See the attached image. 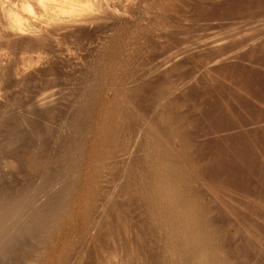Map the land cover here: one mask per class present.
I'll use <instances>...</instances> for the list:
<instances>
[{"label": "rangeland", "instance_id": "374dc122", "mask_svg": "<svg viewBox=\"0 0 264 264\" xmlns=\"http://www.w3.org/2000/svg\"><path fill=\"white\" fill-rule=\"evenodd\" d=\"M36 1L0 0V64H2L0 65V200L11 199V197L15 196V198L22 200L19 208L20 206L25 209L30 207L31 211L26 219L22 221L23 232L15 237L13 244L11 243L13 251L8 256L9 258L4 256V259L0 256V264H72L71 262L77 261L76 256L78 253L81 254L82 261L84 260L83 264H94L93 260L95 258H92V255L94 254L93 257H95L97 236L100 238L102 234V239L98 238L101 240V246L112 240L119 242L117 244L121 243L124 247L127 246L126 248L130 251L129 254L135 258L133 253H137V249L141 247L142 244L140 243H143L141 240L145 241L146 237L147 239H154L155 235H152L153 232L151 233L150 230L155 231L157 227V221L152 217L151 209L144 204L143 199L140 197L142 190L137 177L138 171H140L139 166L141 164L148 165L147 163L153 160L152 145H154L155 136L152 134V127L156 126L162 130L163 137L166 140L170 138V141L169 139L167 141L169 144L171 142L172 145L170 146L172 148L176 146L175 151H182L180 154L183 158L181 160L183 163L181 164L178 160L180 164L177 162V165L182 166L185 173L193 179V186L200 192L202 204L208 206L207 214L214 227L216 240L220 243L221 258H227L230 264H264V0H113L114 3H112V0H108V3L104 0H101V2L97 0H91V2L90 0H42V3ZM86 2L90 3V5L85 6ZM92 2L95 4L99 2L100 7L98 8V4L95 6L94 3V7L91 6ZM110 3L115 4L114 6L111 5V13L109 12ZM105 5H107L109 10ZM35 6H38V8ZM114 8L117 9V12ZM106 9L108 10L107 12L105 11ZM96 10L98 12H95ZM108 12L110 14H107ZM76 13L78 16L82 14L85 16L88 13L90 17L86 16V18H88L90 23L85 26H76V28L78 27L77 29L68 26L72 22L71 19L76 17ZM2 16L3 18H1ZM5 17L6 19H4ZM69 17L71 18L68 19ZM77 18H81V16ZM92 18L94 21L97 18V21L93 22L97 25L92 24ZM8 19L18 22L21 33L19 37L12 38L13 40L5 35L8 28L5 25ZM66 19L67 21L65 22ZM112 20L114 22L111 27L110 23ZM62 21L65 22L63 24H66L67 28L69 27L68 29L66 25L62 24ZM55 24H57L58 28ZM43 25L46 29L48 27L45 32ZM244 26L247 27L245 28ZM31 27L34 32H30ZM49 28L53 29V31L49 32ZM65 29L69 31L67 32ZM36 30L38 31L37 33L35 32ZM39 30L48 36H44L45 34ZM93 30L99 33V36L95 35ZM97 30L100 31L98 32ZM25 32L29 35L34 34V38L30 35L31 40ZM224 36L226 37L224 38ZM35 37L37 40H35ZM177 38L179 41H177ZM191 40L195 42H191ZM93 41L98 43L95 44ZM188 41L189 43L186 44ZM38 43L39 45L36 47ZM119 44L121 46L118 48ZM217 44L219 47H217ZM28 45L32 46L29 47ZM58 47L67 49L61 51ZM69 47L74 50L72 51ZM78 47H80V50ZM24 49L31 53L30 55L33 56V59L31 56L24 54L26 53ZM171 52H173V55L174 52H177V54L175 53L177 56H168L167 54ZM32 53H35L36 56ZM47 53H50L51 56L50 54L45 55ZM76 53H79V55L75 57L74 54ZM39 54L42 56L40 59L37 58V55L40 57ZM27 56L29 57L28 60L25 58ZM17 57L20 59V63ZM163 58L167 66L164 65ZM173 58L179 61L174 62ZM214 58L217 62L212 60ZM131 60H134V63ZM21 64L24 65L22 66ZM45 64L48 69H46L47 66L46 68L44 67ZM55 64L58 66L56 67ZM163 65L164 67L162 68L161 66ZM36 66L39 68L38 70ZM158 67L160 71H156ZM19 68L24 69L21 70ZM126 68L129 69V72L126 71ZM13 69L14 73H16V69L19 70L15 74L16 78ZM26 69H29V71L32 69L34 74ZM150 69H152L151 71L154 74L149 71ZM174 69L177 70V73L179 72L180 76L174 72ZM27 73H29V76ZM164 73L171 80L166 78ZM173 73L178 76L176 75V77ZM138 74L142 75H140L142 78L139 77L138 79L141 81L144 79L143 82L136 79L139 76ZM147 74L150 76L148 79ZM135 75L136 77H134ZM17 76H19L21 81ZM175 77L176 79H173ZM181 80L183 83L179 82L177 84V81ZM145 82L147 83L144 84ZM141 83L143 86H141ZM48 84H50L52 89ZM132 84L136 87L131 86ZM128 86H131L133 90H129L131 87L129 88ZM165 87H169L166 93H164L165 91L163 92V89L166 90ZM132 91H134L133 95ZM144 91L145 93L147 92L146 95L142 93ZM129 92L130 95H127ZM43 93H46L44 99ZM153 93L155 94L153 95ZM49 94L51 98H49ZM126 96L128 97L126 98ZM144 96L148 99H144ZM157 98L158 100L156 101ZM45 99L49 103L44 104ZM147 100L151 104L154 102V106L151 105L153 108L147 107L150 106V103L146 104L144 102H147ZM40 101L43 102L36 105ZM156 102L158 103L156 104ZM143 106H145V110ZM162 107L166 108L165 111ZM146 108L150 109L154 114L156 113L157 119L154 114L150 116L149 113L151 112L146 113ZM156 109H159V116ZM160 109L164 111L163 114ZM144 114L149 116L146 115L145 117ZM136 115L141 116L140 119ZM24 117L25 119H23ZM148 118L149 120H146ZM141 120L148 122H141ZM154 123L159 124V126ZM124 126L127 127L124 128ZM142 126L147 131H144L141 128ZM136 127L138 128L139 136ZM165 134L168 137H165ZM129 136H133L134 139L132 137L130 139ZM128 139H130L129 143H127ZM133 140H136V143ZM145 143L146 145H144ZM147 143L149 144L147 145ZM135 147L138 152H135ZM130 148L132 151H130ZM140 150L141 152L139 153ZM123 156L128 160H124ZM115 158L116 160H114ZM134 159L135 162L137 160L139 162L135 163ZM110 160L111 162H109ZM127 162L130 163L133 170L131 175L128 174L130 177L123 173V166H125L123 164ZM102 165H118L115 168L116 170L112 172L114 176L112 178L123 179L120 180L118 187L116 185L117 181L114 180V185L116 186H113L112 191H114L115 195L117 193L119 195V192L123 194H121L122 196L119 195V197L116 195V198H118L117 200L115 198V206L113 208L112 204H108L107 209H103L104 215L101 214L99 218L102 225L100 224V230L98 229V234L96 233L97 236L91 234L92 236L87 235L86 237L88 238L84 236L81 239L78 234L88 223L87 218L93 215L92 212H94L97 204L98 182L96 176H98ZM116 171L117 173L119 171L121 175L117 174ZM203 174L207 177H205V180H203ZM123 175H125V178ZM126 182L128 183L126 184ZM214 186L215 188L217 187L216 191ZM108 187L107 189L109 190L110 187ZM200 187L201 190L198 189ZM21 193H35L38 196H36L37 199L39 198L37 202L39 208L42 209V215L38 214V212L36 213V207L30 204L29 201L24 199L23 202V198L20 197L23 196ZM125 196H128V199H125ZM31 206H33L32 209ZM146 216H148L147 219ZM127 221L129 224H127ZM139 221H142L141 224H139ZM130 222H132L131 225ZM135 222L137 226L133 224ZM144 223L145 226L143 225ZM127 226L132 228L130 227L129 230ZM148 226L152 228L147 229ZM139 227L140 229L143 227L142 233ZM94 238H96V241ZM87 239L90 240L88 241ZM221 241L223 242L221 243ZM26 242L28 245L25 244ZM131 242L137 247L134 248ZM72 245L76 247L74 248ZM76 249L80 252H76ZM233 254L234 256H232ZM237 257H239V262ZM70 258L73 260H70Z\"/></svg>", "mask_w": 264, "mask_h": 264}, {"label": "bare ground", "instance_id": "6f19581e", "mask_svg": "<svg viewBox=\"0 0 264 264\" xmlns=\"http://www.w3.org/2000/svg\"><path fill=\"white\" fill-rule=\"evenodd\" d=\"M38 1V3H42V0H37ZM36 1V2H37ZM94 1H96V0H94ZM97 1H100L101 2V0H97ZM104 1H106V3H108L107 1L108 0H104ZM113 1V0H112ZM90 2H91V0H90ZM103 2V1H102ZM110 2V1H109ZM94 2H92L91 3V6H93L94 4H93ZM105 3V4H106ZM112 3H114V1L112 2ZM112 3H110V13H111V5H115V4H112ZM185 3V2H184ZM97 4H98V8L100 7L99 6V2L98 3H96L95 4V6H97ZM103 4V3H102ZM56 5V4H55ZM90 5V3H88V2H86L85 3V6H89ZM104 5V4H103ZM49 6V5H48ZM106 7H107V5H105ZM134 6H135V4H134ZM36 7V6H35ZM94 7V6H93ZM92 7V8H93ZM102 7H104V6H102ZM36 8H38V6L36 7ZM50 8V7H49ZM109 8L107 7V9L109 10ZM134 8V7H133ZM40 9V8H39ZM52 9V8H51ZM105 9V8H104ZM105 10L106 12L108 11V10ZM115 9V8H114ZM78 10H80V9H78ZM84 10V9H83ZM94 10V9H93ZM99 10V9H98ZM98 10H96L95 12H98ZM113 10V9H112ZM122 10V9H121ZM238 10V9H237ZM9 11V10H8ZM49 11V10H48ZM115 11L117 12V9H115ZM115 11H114V13H115ZM120 11V10H119ZM51 12V11H50ZM100 12V11H99ZM105 12V13H106ZM107 13V14H110V13ZM3 13V12H2ZM6 13V12H5ZM104 13V14H105ZM113 13V12H112ZM92 14H93V12H92ZM100 14L102 15V13L100 12ZM115 14H117V13H115ZM238 14V13H237ZM5 15V14H4ZM75 15V14H74ZM83 15V14H82ZM82 15H80L81 16V18H77V17H80V16H78L77 15V13H76V17L74 18V19H71L72 20V22L71 23H69L68 24V26H71V27H75L76 28V26H80V25H83V26H85L87 23H90V22H88V18H86V16L87 17H90V16H88V13H87V15H83V17H82ZM91 15V14H90ZM97 15H99V14H97ZM113 15V14H112ZM47 16V15H46ZM71 16V15H70ZM104 16H106V15H104ZM239 16H240V14H239ZM11 17V16H10ZM72 17V16H71ZM71 17H69L68 19H70ZM97 18H98V16H96ZM100 17V16H99ZM1 18H3V16L1 17ZM73 18V17H72ZM96 18V19H97ZM104 18V17H103ZM111 18H113V17H111ZM115 18V17H114ZM240 18H241V16H240ZM4 19H6V17L4 18ZM4 19H3V22H4ZM95 19V18H94ZM95 19V21H97ZM99 19V18H98ZM116 19H120V18H116ZM89 20L91 21V19L89 18ZM92 20H93V18H92ZM106 20H108V19H106ZM113 20H115V19H113ZM111 21V27H112V23L114 22V21ZM1 21V20H0ZM8 21V22H7ZM7 21H5V22H7V24L6 23H4V24H6L5 25V27L7 26L8 28H7V32H6V36L7 37H10L11 39L12 38H17V37H19L20 35H21V33H20V30H19V27H18V22L16 23L14 20H7ZM67 21V19L65 20V22ZM69 21V20H68ZM94 20L92 21V24H96V23H93V22H95ZM103 21V20H102ZM109 21V20H108ZM119 21V20H118ZM145 21V20H144ZM22 22H26V21H22ZM22 22H20V23H22ZM65 22H63L62 21V24L63 23H65ZM120 22V21H119ZM122 22V21H121ZM53 23V22H52ZM54 23H56V22H54ZM98 23H99V21H98ZM106 24H107V22H105ZM118 23V22H117ZM132 23V22H131ZM23 24V23H22ZM21 24V25H22ZM25 24H27V23H25ZM30 24V23H29ZM57 24H59V23H57ZM57 24H55V26H57ZM61 24V25H62ZM101 24V23H100ZM204 24V23H203ZM36 25H37V23H36ZM51 25H54V24H51ZM63 25H66V24H63ZM62 25V26H63ZM88 25V24H87ZM97 25V24H96ZM102 25V24H101ZM30 26V25H29ZM32 26V25H31ZM49 26H50V24H49ZM54 26V27H55ZM82 26V27H83ZM90 26V25H89ZM110 26V25H109ZM149 26V25H148ZM207 26V25H206ZM216 26V25H215ZM22 27V26H21ZM20 27V28H21ZM25 27H26V25H25ZM27 27H28V25H27ZM34 27V26H33ZM45 29H44V28ZM43 29H44V32H45V30H48V27H47V29H46V27L43 25ZM51 27V26H50ZM61 27V26H60ZM70 27V28H71ZM101 27V26H100ZM110 27V28H111ZM245 27V26H244ZM247 27V26H246ZM245 27V28H246ZM1 28V27H0ZM53 28V27H52ZM57 28H58V26H57ZM56 28V29H57ZM62 28V27H61ZM66 28H67V25H66ZM69 28V27H68ZM67 28V29H68ZM78 28V27H77ZM76 28V29H77ZM96 28V27H95ZM155 28V27H154ZM161 28V27H160ZM28 29H29V27H28ZM27 29V30H28ZM31 30H30V32H34L33 30L34 29H32V27L30 28ZM54 29V28H53ZM53 29L51 30L50 28H49V32H51V31H53ZM55 29V30H56ZM74 29V28H73ZM87 29V28H86ZM94 29V28H93ZM99 29V28H98ZM102 29V28H101ZM103 29H105L104 27H103ZM106 29H107V26H106ZM108 29H109V27H108ZM1 30H3V29H1ZM66 30V29H65ZM71 30H72V28H71ZM75 30V29H74ZM79 30V29H78ZM88 30V29H87ZM91 30V29H90ZM110 30V29H109ZM108 30V31H109ZM214 30H216L215 28H214ZM243 30H245V29H243ZM39 31H41V30H39ZM59 31H61L62 32V30H60L59 29ZM67 31V30H66ZM69 31V30H68ZM67 31V32H68ZM75 31H77V30H75ZM80 31V30H79ZM94 31V30H93ZM98 31V30H97ZM100 31V30H99ZM98 31V32H99ZM111 31V30H110ZM112 31H113V29H112ZM199 31V30H198ZM218 31V30H217ZM240 31V30H239ZM250 31V30H249ZM253 31V30H252ZM255 31V30H254ZM264 31V30H263ZM4 32V31H3ZM36 33L38 32L37 30L35 31ZM43 31H41V33H43V34H45ZM47 32V31H46ZM64 32V31H63ZM66 32V33H67ZM70 32H72V31H70ZM91 32V31H90ZM95 33V35L97 34H99V33H96V31H94ZM102 32V31H101ZM100 32V33H101ZM104 33H106L105 31H103ZM136 32V31H135ZM224 32V31H223ZM26 33V32H25ZM53 33V32H52ZM51 33V34H52ZM23 34V33H22ZM28 33H26V35H27ZM39 34V33H38ZM74 34H76V33H74ZM80 34V33H79ZM79 34H77V35H79ZM93 34V35H94ZM107 34V33H106ZM203 34V33H202ZM206 34V33H205ZM231 34V33H230ZM24 35V34H23ZM22 35V36H23ZM31 35V34H30ZM29 34H28V36H29V38L31 37V36H33L34 34H32L31 36H30ZM41 35V34H40ZM47 34H45L44 36H46ZM54 35V34H53ZM56 35V34H55ZM64 35V34H63ZM81 35V34H80ZM84 35H85V33H84ZM140 35V34H139ZM35 36V35H34ZM34 36H33V38H34ZM36 36H38V35H36ZM42 36V35H41ZM48 36V35H47ZM75 36V35H74ZM99 36V35H98ZM97 36V37H98ZM143 36V35H142ZM170 36V35H169ZM62 37V36H61ZM64 37H66L65 35H64ZM69 37V36H68ZM78 37H80V36H78ZM85 37V36H84ZM87 37V36H86ZM93 37H95V36H93ZM108 37V36H107ZM124 37V36H123ZM141 37V36H140ZM192 37V36H191ZM226 36H224V38H225ZM45 38H47V37H45ZM56 38V37H55ZM58 38V37H57ZM75 38V37H74ZM77 38V37H76ZM99 38V37H98ZM133 38V37H132ZM169 38V37H168ZM197 38H198V36H197ZM28 39V38H27ZM31 39V38H30ZM41 39V38H40ZM59 39V38H58ZM100 39V38H99ZM104 39V38H103ZM158 39V38H157ZM2 40V39H1ZM13 40V39H12ZM24 40V39H23ZM29 40V39H28ZM32 40V39H31ZM31 40H29V41H31ZM34 40V39H33ZM35 40H37L36 39V37H35ZM39 40V39H38ZM48 40V39H47ZM74 40V39H73ZM83 40V39H82ZM85 40H87V39H85ZM89 40V39H88ZM95 41H96V39H94ZM117 40V39H116ZM152 40V39H151ZM160 40V39H159ZM158 40V41H159ZM202 40V39H201ZM200 40V41H201ZM26 41V40H25ZM45 41V40H44ZM62 41V40H61ZM142 41H144V40H142ZM177 41H179L178 40V38H177ZM194 41V40H193ZM192 40H191V42H193ZM1 42V41H0ZM11 42V41H10ZM23 42V41H22ZM28 42V41H27ZM26 42V43H27ZM39 42V41H38ZM50 42V41H49ZM70 42H72V41H70ZM91 42V41H90ZM94 42V41H93ZM148 42V41H147ZM175 42V41H174ZM181 42V41H180ZM195 42V41H194ZM199 42V41H198ZM206 42V41H205ZM216 42V41H215ZM227 42V41H226ZM241 42V41H240ZM256 42V41H255ZM9 43V42H8ZM25 43V42H24ZM33 43V42H32ZM45 43V42H44ZM78 43V42H77ZM95 44H97L96 42H94ZM94 43H92V44H94ZM154 43H156V42H154ZM176 43V42H175ZM189 43V41L188 42H186V44H188ZM202 43V42H201ZM207 43V42H206ZM220 43V42H219ZM13 44V43H12ZM18 44V43H17ZM28 44H30V43H28ZM34 44V43H33ZM48 44V43H47ZM50 44H51V42H50ZM75 44V43H74ZM85 44V43H84ZM90 44V43H89ZM137 44V43H136ZM139 44V43H138ZM163 44V43H162ZM208 44V43H207ZM225 44V43H224ZM231 44V43H230ZM10 45V44H9ZM24 45V44H23ZM35 45V44H34ZM38 45H39V43L37 44V46L36 47H38ZM46 45V44H45ZM53 45V44H52ZM67 45V44H66ZM70 45V44H69ZM72 45V44H71ZM104 45V44H103ZM155 45V44H154ZM156 45H157V43H156ZM155 45V46H156ZM161 45V44H160ZM190 45V44H189ZM214 45V44H213ZM249 45V44H248ZM22 46V45H21ZM25 46V45H24ZM29 46V45H28ZM28 46H26V48H28L29 49V47L30 46H32V45H30L29 47ZM49 46V45H48ZM54 46V45H53ZM80 46V45H79ZM84 46V45H83ZM121 45L119 44V46H118V48L120 47ZM159 46V45H158ZM164 46H165V44H164ZM188 46V45H187ZM202 46V45H201ZM200 46V47H201ZM212 46V45H211ZM214 46H216V45H214ZM231 46V45H230ZM20 47V46H19ZM42 47H43V45H42ZM62 47V46H61ZM61 47H58L59 49H61V51H63V49L64 50H66L65 48H61ZM168 47V46H167ZM196 47H198V46H196ZM217 47H219V45L217 44ZM232 47V46H231ZM2 48V47H1ZM35 48V47H34ZM39 48H40V46H39ZM45 48V47H44ZM54 48V47H53ZM52 48V49H53ZM57 48V49H58ZM69 48H71V47H69ZM79 48V50H80V47H78ZM77 48V49H78ZM129 48V47H128ZM135 48V47H134ZM190 48V47H189ZM189 48H187V49H189ZM194 48H195V46H194ZM194 48H193V50H194ZM207 48V47H206ZM205 48V49H206ZM246 48V47H245ZM18 49V48H17ZM20 49V48H19ZM36 49V48H35ZM41 49H43V48H41ZM47 49V48H46ZM72 49V51L74 50L73 48H71ZM76 49V48H75ZM88 49V48H87ZM90 49V48H89ZM233 49V48H232ZM13 50V49H12ZM30 50V49H29ZM51 50V49H50ZM131 50V49H130ZM166 50V49H165ZM196 50V49H195ZM207 50V49H206ZM24 51L26 52V53H24V54H26V55H28V56H31L30 54V52L28 53L25 49H24ZM23 51V52H24ZM34 51V50H33ZM42 51V50H41ZM43 51H45V50H43ZM51 51H53V50H51ZM78 51V50H77ZM76 51V52H77ZM122 51H123V49H122ZM135 51V50H134ZM160 51V50H159ZM176 51V50H175ZM190 51V50H189ZM226 51V50H225ZM23 52H21V54L23 55V56H25L24 54H23ZM38 52V51H37ZM46 52V51H45ZM79 52V51H78ZM116 52V51H115ZM152 52V51H151ZM170 52V51H169ZM181 52V51H180ZM180 52H178L179 54H181ZM217 52V51H216ZM2 53H3V51H2ZM1 53V54H2ZM28 53V54H27ZM35 53H36V51H35ZM35 53H32V54H35ZM42 53V52H41ZM71 53H75V52H71ZM124 53V52H123ZM133 53V52H132ZM173 52H171V53H169V54H171V55H169V54H167L168 56H173L174 57V55H176L177 54V52H174V55L172 54ZM176 53V54H175ZM188 53V52H187ZM10 54V53H9ZM20 54V55H21ZM50 54V53H49ZM48 53L47 54H45V55H49ZM95 54V53H94ZM122 54V53H121ZM130 54V53H129ZM152 54H153V52H152ZM160 54V53H159ZM179 54H178V56H179ZM218 54V53H217ZM20 55H19V57H20ZM53 55V54H52ZM75 55V57H76V55H79V53L77 54H74ZM105 55V54H104ZM154 55V54H153ZM222 55V54H221ZM231 55V54H230ZM8 56V55H7ZM22 56V57H23ZM25 57L27 60H28V58L29 57ZM35 56H36V54H35ZM34 56V57H35ZM39 56H40V54H39ZM50 56H51V54H50ZM89 56V55H88ZM121 56V55H120ZM130 56V55H129ZM155 56V55H154ZM177 56V55H176ZM205 56V55H204ZM209 56V55H208ZM211 56V55H210ZM1 57V56H0ZM21 57V58H22ZM32 57V59H33V56H31ZM42 56H40V57H38V55H37V58H41ZM70 57V56H69ZM123 57H124V55H123ZM146 57V56H145ZM169 57V58H170ZM215 57V56H214ZM217 57H219V56H217ZM4 58V57H3ZM18 58V57H17ZM16 58V59H17ZM36 58V57H35ZM50 58V57H49ZM58 58V57H57ZM62 58V57H61ZM73 58V57H72ZM84 58V57H83ZM165 58V57H164ZM164 58L162 59L163 61H164ZM181 58V57H180ZM202 58V57H201ZM200 58V59H201ZM216 58V57H215ZM212 59V60H215L216 61V59ZM224 58V57H223ZM23 59V58H22ZM21 59V60H22ZM38 59V60H39ZM71 59V58H70ZM125 59H126V57H125ZM132 59V58H131ZM174 60V62H177V61H179V60H177L176 61V59H177V57H176V59L175 58H173ZM179 59V58H178ZM211 59V58H210ZM219 59V58H218ZM221 59V58H220ZM0 60H1V58H0ZM4 60V59H3ZM19 58H18V62H19ZM38 60H36V61H38ZM49 60V59H48ZM51 60H54V59H51ZM50 60V61H51ZM171 60V59H170ZM8 61V60H7ZM30 61V60H29ZM40 61V60H39ZM54 61H57V60H54ZM79 61V60H78ZM85 61V60H84ZM132 61V60H131ZM134 61V60H133ZM132 61V62H133ZM135 61H136V58H135ZM139 61V60H138ZM172 61V60H171ZM183 61V60H182ZM21 62V61H20ZM19 62V63H20ZM42 62H44V61H42ZM53 62V61H52ZM82 62V61H81ZM86 62V61H85ZM123 62H124V60H123ZM126 62V61H125ZM154 62V61H153ZM165 63H164V65H166L167 66V63H166V61H164ZM211 62V61H210ZM217 62V61H216ZM1 63V62H0ZM41 63V62H40ZM46 63V62H45ZM47 63H49V62H47ZM54 63H56V62H54ZM53 63V64H54ZM66 63V62H65ZM80 63V62H79ZM107 63V62H106ZM121 63V62H120ZM134 63V62H133ZM151 63V62H150ZM160 63V62H159ZM28 65H29V63H27ZM26 64V65H27ZM33 64V63H32ZM58 64H59V62H58ZM82 64V63H81ZM81 64H80V66H81ZM85 64H87V63H85ZM89 64V63H88ZM124 64H126V63H124ZM162 64V63H161ZM202 64H203V62H202ZM206 64V63H205ZM0 65H2V64H0ZM22 66L24 65V64H21ZM21 65H20V67H21ZM25 65V66H26ZM28 65H27V67H28ZM34 65V64H33ZM49 65V64H48ZM56 65V64H55ZM65 65V64H64ZM91 65H92V63H91ZM126 65H128V64H126ZM164 65L163 66H161L162 68L164 67ZM11 66V65H10ZM14 66V65H13ZM24 66V67H25ZM38 66V65H37ZM37 66H36V68H37ZM43 66V65H42ZM46 64H45V68H46ZM58 65H56V67H57ZM124 66V65H123ZM129 66H131V65H129ZM137 66V65H136ZM171 66V65H170ZM50 67H52V66H50ZM60 67V66H59ZM121 67V66H120ZM132 67V66H131ZM144 67H145V65H144ZM143 67V68H144ZM151 67H154V66H151ZM157 67V66H156ZM160 67V68H161ZM169 67V66H168ZM210 67V66H209ZM11 68V67H10ZM12 68H17V67H12ZM35 68V67H34ZM92 68V67H91ZM162 68H161V70H162ZM214 68V67H213ZM19 69H21V68H19ZM22 69H24V68H22ZM21 69V70H22ZM33 69V68H32ZM32 69L30 70L31 72H32ZM39 68H37V70H38ZM44 69V68H43ZM46 69H48V66H47V68ZM45 69V70H46ZM93 69V68H92ZM127 69V68H126ZM170 69V68H169ZM9 70V69H8ZM20 70V71H21ZM26 70H28L29 71V69H26ZM33 70H35V69H33ZM77 70V69H76ZM129 69H127L126 71H128ZM132 70V69H131ZM134 70V69H133ZM145 70V69H144ZM152 69H150L149 71H151ZM157 70H159V67H158V69H156V71ZM179 70V69H178ZM12 71V70H11ZM19 70L18 69H16V73L18 72ZM28 71H26V72H28ZM29 71V72H30ZM40 71V70H39ZM52 71V70H51ZM63 71V70H62ZM95 71V70H94ZM139 71H141V70H139ZM138 71V72H139ZM160 71V70H159ZM184 71V70H183ZM195 71V70H194ZM25 72V73H26ZM45 72H47V71H45ZM48 72H49V70H48ZM47 72V73H48ZM53 72V71H52ZM129 72V71H128ZM131 72V71H130ZM133 72V71H132ZM151 72H153V71H151ZM174 72H176L177 73V70H175L174 69ZM181 72V71H180ZM197 72V71H196ZM203 72V71H202ZM12 73V72H11ZM13 73H14V69H13ZM16 73H14V75L16 74ZM33 73V72H32ZM141 73H142V71H141ZM144 73H146V71H144ZM179 73V72H178ZM177 73V74H178ZM190 73V72H189ZM34 74V73H33ZM83 74V73H82ZM151 74V73H150ZM153 74H154V72H153ZM153 74H151V76H153ZM165 74V73H164ZM163 74V75H164ZM174 74V73H173ZM177 74H174L175 76L177 75ZM186 74V73H185ZM197 74V73H196ZM24 75V74H23ZM27 75L29 76V73H27ZM30 75H31V73H30ZM50 75V74H49ZM130 75V74H129ZM139 76L136 78L137 80H139L138 78L140 77V75L141 74H138ZM159 75V74H158ZM157 75V77H159ZM179 75V74H178ZM177 75V76H178ZM19 76H20V74H19ZM19 76H17V78L19 79ZM26 76V75H25ZM48 76V75H47ZM142 76V75H141ZM147 76H148V74H147ZM147 76H145V77H147ZM165 76H166V78H168L167 77V75L165 74ZM176 76V77H177ZM180 76V75H179ZM185 76V75H184ZM196 76V75H195ZM199 76V75H198ZM12 77H13V74H12ZM21 77V76H20ZM23 77V76H22ZM43 77V76H42ZM89 77V76H88ZM125 77V76H124ZM130 77V76H129ZM129 77H128V79H129ZM134 77H136V75L134 76ZM150 76H148L147 77V79L149 78ZM160 77H162V76H160ZM176 77L175 78H173V79H176ZM190 77V76H189ZM15 78H16V75H15ZM24 78H27V77H24ZM24 78H23V81H24ZM113 78H115V77H113ZM126 78V77H125ZM140 78H142V77H140ZM153 78H156V77H153ZM164 78V77H163ZM193 78V77H192ZM191 78V80H193ZM13 79V78H12ZM28 79V78H27ZM33 79V78H32ZM46 79H48V78H46ZM68 79V78H67ZM146 79V80H147ZM168 79H170L171 80V78H168ZM184 79H186V77H184ZM20 81H21V79H19ZM18 80V81H19ZM40 80V79H39ZM45 80V79H44ZM65 80V79H64ZM69 80V79H68ZM75 80V79H74ZM96 80V79H95ZM126 81H127V79H125ZM132 80V79H131ZM144 80V79H143ZM143 80L141 81V80H139V81H141V82H143ZM153 80V79H152ZM161 80V79H160ZM179 80V79H178ZM189 80V79H188ZM190 80V81H191ZM42 81V80H41ZM51 81V80H50ZM76 81V80H75ZM122 81V80H121ZM129 81V80H128ZM135 81V80H134ZM138 81V82H139ZM149 81V80H148ZM150 81H151V78H150ZM154 81V80H153ZM155 81H156V79H155ZM157 81H158V78H157ZM167 81V80H166ZM189 81V82H190ZM33 82H35V81H33ZM48 82V81H47ZM72 82V81H71ZM91 82V81H90ZM161 82H163V81H161ZM171 82V81H170ZM181 83L182 82V80L181 81H177V84L178 83ZM49 83V82H48ZM54 83V82H53ZM129 83V82H128ZM147 82H145L144 84H146ZM149 83V82H148ZM158 83H159V81H158ZM183 83V82H182ZM188 83V82H187ZM50 84H52V83H50ZM50 84H48L49 85V87H50ZM57 84V83H56ZM74 84V83H73ZM126 84V83H125ZM139 84V83H138ZM189 84V83H188ZM17 85V84H16ZM47 85V84H46ZM152 85V84H151ZM157 85V84H156ZM155 85V86H156ZM165 85H166V83H165ZM24 86V85H23ZM29 86V85H28ZM32 86V85H31ZM35 86V85H34ZM44 86V85H43ZM76 86V85H75ZM122 86V85H121ZM131 86H134V84H132ZM131 86H128L129 88L131 87ZM141 86H143V84L141 83ZM153 86V85H152ZM151 86V87H152ZM171 86V85H170ZM169 86V87H170ZM176 86V85H175ZM38 87V86H37ZM80 87V86H79ZM90 87V86H89ZM123 87H125V86H123ZM127 87V88H128ZM136 86H134V88H135ZM150 87V88H151ZM168 87V88H169ZM177 87V86H176ZM42 88V87H41ZM46 88V87H45ZM51 88V87H50ZM64 88V87H63ZM86 88V87H85ZM142 88V87H141ZM148 88V87H147ZM164 88V87H163ZM162 88V89H163ZM166 88V87H165ZM168 88H166V90L165 89H163V92L164 93H166V91L168 90ZM52 89V88H51ZM57 89H59V88H57ZM136 89H138V88H136ZM144 89V88H143ZM8 90V89H7ZM32 90V89H31ZM35 90V89H34ZM37 90V89H36ZM48 90V89H47ZM54 90V89H53ZM129 90H133L132 89V87L129 89ZM135 90V89H134ZM139 90V89H138ZM145 90V89H144ZM152 90H153V88H152ZM160 90V89H159ZM173 90V89H172ZM55 91V90H54ZM122 91V90H121ZM3 92H4V90H3ZM6 92V91H5ZM10 92V91H9ZM45 92H46V90H45ZM48 92H51V91H48ZM47 92V93H48ZM64 92V91H63ZM124 92V91H123ZM126 92V91H125ZM128 92V91H127ZM131 92V91H130ZM130 92H129V94L127 93V95H130ZM152 92H155V91H152ZM160 92V91H159ZM133 93H134V91H132V95H133ZM135 93H136V91H135ZM137 93H139V92H137ZM142 93H144L145 95H146V93H145V91L144 92H142ZM141 93V94H142ZM156 93V92H155ZM155 93H153V95L155 94ZM157 93H158V91H157ZM161 93H162V90H161ZM168 93V92H167ZM171 93H173V92H171ZM152 94V93H151ZM42 95H44V97H43V99L46 97V93L44 94H42ZM121 95V94H120ZM120 95H118V96H120ZM123 95V94H122ZM135 95H137V94H135ZM138 95H140V94H138ZM148 95V94H147ZM166 95V94H165ZM172 95V94H171ZM171 95H170V97H171ZM179 95V94H178ZM31 96H32V94H31ZM58 96V95H57ZM143 96V95H142ZM150 96V95H149ZM159 96H161V95H159ZM167 96H169L168 94H167ZM177 96V95H176ZM40 97V96H39ZM65 97H66V95H65ZM124 97V96H123ZM128 96H126V98H127ZM148 97V96H147ZM154 97V96H153ZM156 97H158V96H156ZM31 98V97H30ZM35 98V97H34ZM37 98V97H36ZM48 98V97H47ZM49 98H51L50 97V94H49ZM91 98V97H90ZM137 98V97H136ZM138 98H139V96H138ZM137 98V99H138ZM143 98V97H142ZM152 98V97H151ZM161 98V97H160ZM38 99V98H37ZM40 100H41V98H39ZM42 99V100H43ZM52 99H53V95H52ZM144 99H148V98H146V96H144ZM153 99V98H152ZM155 99V98H154ZM173 99V98H172ZM30 100V99H29ZM35 100V99H34ZM128 100V99H127ZM131 100V99H130ZM158 100V98L156 99V101ZM160 100V99H159ZM177 100V99H176ZM26 101V100H25ZM38 101V100H37ZM48 101H51V100H48ZM132 101V100H131ZM135 101H136V99H135ZM139 101V100H138ZM137 101V102H138ZM149 100H147V102L146 101H144L146 104H149L150 102H148ZM150 101H152L151 99H150ZM165 101V100H164ZM41 102H43V101H40V103L39 102H37L36 103V105L38 104H41ZM133 102H134V99H133ZM166 102V101H165ZM44 104L46 103H49V102H47V100L45 99L44 100V102H43ZM108 103V102H107ZM158 102H156V104H157ZM167 103V102H166ZM28 104V103H27ZM67 104V103H66ZM128 104H130V103H128ZM133 104V103H132ZM135 104H136V102H135ZM139 104V103H138ZM142 104V103H141ZM146 104H145V106H146ZM155 104V105H156ZM53 105V104H52ZM144 105V104H143ZM154 106V102L151 104L150 103V106H147V107H152V106ZM48 106V105H47ZM133 106H135L134 104H133ZM140 106V105H139ZM145 106H143V108L145 107ZM28 107V106H27ZM40 107V106H39ZM136 107H137V105H136ZM138 108V107H137ZM137 108H136V110H137ZM153 108V107H152ZM157 108V107H156ZM158 108H160V107H158ZM163 108V107H162ZM65 109V108H64ZM106 109H107V107H106ZM147 109V108H146ZM164 109V108H163ZM166 109V108H165ZM165 109H164V111H165ZM22 110V109H21ZM27 110V109H26ZM132 110V109H131ZM144 110H145V108H144ZM155 110V109H154ZM157 110V109H156ZM160 110H162V109H160ZM168 110V109H167ZM179 110V109H178ZM148 111V112H147ZM147 111H146V113H149V112H151V110L149 109H147ZM159 111V109L157 110V112ZM163 110H162V114H163V112H164ZM175 111H176V109H175ZM18 112V111H17ZM31 112V111H30ZM35 112V111H34ZM52 112V111H51ZM139 112V111H138ZM143 112H145V111H143ZM21 113V112H20ZM25 113V112H24ZM67 113V112H66ZM107 113H108V111H107ZM136 113V112H135ZM161 113V112H160ZM129 114V113H128ZM150 114V116H151V114H154L153 112H151V113H149ZM159 114V112L157 113V115ZM27 115V114H26ZM146 115H148V114H146ZM146 115L144 114V116L146 117ZM137 116H139V115H136V117ZM149 116V115H148ZM154 116L156 117V113L154 114ZM153 116V117H154ZM159 116V115H158ZM140 117L141 116H139V118L138 119H140ZM155 117H154V119H155ZM149 118H151V117H149ZM149 118L148 119H146V120H149ZM23 119H25V117L23 118ZM137 119V118H136ZM153 119V118H152ZM153 119V120H154ZM156 119H157V117H156ZM110 120V119H109ZM173 120V119H172ZM171 120V121H172ZM23 121V120H22ZM132 121V120H131ZM140 121V120H139ZM157 121V120H156ZM21 122V121H20ZM100 122V121H99ZM98 122V123H99ZM125 122V121H124ZM123 122V123H124ZM137 122V121H136ZM136 122H135V124H136ZM141 122H145V121H142L141 120ZM140 122V123H141ZM148 121H146L145 123H147ZM104 123V122H103ZM111 123V122H110ZM122 123V124H123ZM129 123V122H128ZM131 123V122H130ZM133 123V122H132ZM139 123V124H140ZM151 123V122H150ZM157 123V122H156ZM156 123H154V124H156ZM173 123V122H172ZM135 124H133V125H135ZM138 124V123H137ZM149 124V123H148ZM9 125V124H8ZM64 125V124H63ZM127 125V124H126ZM132 125V124H131ZM145 125V124H144ZM156 125H158L159 126V124H156ZM161 125H165V124H161ZM48 126V125H47ZM65 126V125H64ZM128 126V125H127ZM126 126V127H127ZM138 126V125H137ZM141 126V125H140ZM149 126V125H148ZM147 126V127H148ZM177 126V125H176ZM68 127V126H67ZM125 126H124V128H126ZM140 128V127H139ZM141 128H143L144 129V131H147V129L145 130V128L142 126ZM140 128V129H141ZM162 128H163V126H162ZM165 128H167L166 126H165ZM137 127H136V131H137ZM142 129V130H143ZM150 129V128H149ZM61 130V129H60ZM142 130H140V131H142ZM62 131V130H61ZM125 131V130H124ZM167 131V130H166ZM66 132V131H65ZM138 132V136H139V131H137ZM169 132V131H168ZM167 132V133H168ZM126 133V132H125ZM68 134V133H67ZM130 134H131V129H130ZM133 134V133H132ZM152 134L155 136V140H154V145H152L153 146V148H152V150H153V160H150V162H148L147 164L148 165H146V164H141L139 167H140V171H138L139 173L137 174V177H138V182H139V184L141 185V195H140V197L143 199V201H144V204H146V206L147 207H149L151 210H150V212H151V214L153 215H151L152 217H154L155 219H156V221H157V227H156V229H155V231H151L150 230V232L152 233H154L155 232V234H153L152 233V235H155V237H154V239H147V237H146V240H145V238H143L145 241H143V240H141V242H143V243H140V244H142L141 245V247L140 248H138L137 249V253L135 252V253H133V254H135V258H133V257H131L132 255H130L129 253H130V251L126 248L127 246H123V245H121V243L120 244H117V243H119V242H115V241H111V242H106L103 246H101L100 245V242H101V240H99L100 238H101V236L103 235L102 233V235L100 236V238H99V236H97V231H98V229L100 230V226L102 225L101 223H100V220H99V218L101 217V214H103L104 215V213L102 212L103 211V209H105L106 207H107V205L108 204H112L111 206H112V208H113V206H115L114 204H115V202H114V200H115V198H116V195L119 197V195H121V194H123V193H121L120 194V192H119V195H118V193L115 195L114 194V191H112V188H113V186H116L117 185V187H118V184L120 185V180H122V179H119V178H112V177H114L113 175H112V172L113 171H115L116 169V167L118 166H108V165H102L101 166V168H100V172H99V174H98V176H96L97 177V182H98V189H97V192H96V194H97V196H98V198H97V204H96V206H95V210H94V212H92L93 213V215H92V213H91V215L92 216H90V214H89V218H87V220H88V223L84 226V228H83V230L78 234V237L79 238H83L84 236H85V238H88V237H86L87 235H94V236H97V241L95 240L96 238H94V240L96 241V244H97V250L94 252L95 253V257H93V255H92V258H95L94 260H93V262H94V264H228L229 262V260L227 259V258H225V259H222L221 258V250H220V243L216 240V236H215V233H214V227H213V225H212V223L210 222V219H209V215L207 214L208 213V206H206V205H204V204H202V202H201V196H200V192L198 191V190H196L195 188H194V186H193V179L191 178V177H189L186 173H185V171H184V169L182 168V166H180V165H177V162H178V160L180 161V163L182 164L183 162H181V160L183 159L182 157H181V154H180V152H182V151H175L174 149H175V147L174 148H172L170 145H172L171 144V142H170V144L168 143V139H169V141H170V138H167V140L163 137V133H162V130H160L159 129V127H152ZM134 135V134H133ZM144 135H145V133H144ZM169 135H171V134H169ZM120 136V135H119ZM126 136V135H125ZM135 136H137V135H135ZM141 136H143V134H141ZM62 137V136H61ZM130 137V136H129ZM132 137V139H134L133 138V136H131ZM131 137H130V139H131ZM149 137V136H148ZM152 137V136H151ZM165 137H168L166 134H165ZM177 137H178V135H177ZM188 137V136H187ZM127 138V137H126ZM139 138V137H138ZM147 138V137H146ZM173 138V137H172ZM171 138V139H172ZM176 138V137H175ZM54 139V138H53ZM130 139H128V142L127 143H129V140ZM135 139H137V138H135ZM60 140H62V139H60ZM139 140V139H138ZM138 140H137V144H138ZM177 142H178V140L177 139H175ZM69 141V140H68ZM122 141V140H121ZM134 141V140H133ZM136 141V140H135ZM134 141V142H135ZM144 141V140H143ZM150 141V140H149ZM149 141H147V142H149ZM173 141V140H172ZM59 142V141H58ZM131 142V141H130ZM140 142V141H139ZM142 142V141H141ZM56 143V142H55ZM68 143V142H67ZM136 143V142H135ZM66 144V143H65ZM94 144V143H93ZM119 144V143H118ZM123 144V143H122ZM121 144V145H122ZM126 144V143H125ZM124 144V145H125ZM131 144V143H130ZM149 143H147V145H148ZM22 145V144H21ZM132 145H133V142H132ZM144 145H146V143L144 144ZM174 145V144H173ZM178 145V144H177ZM129 146V145H128ZM135 146V145H134ZM138 146V145H137ZM140 146V145H139ZM143 146V145H142ZM141 146V147H142ZM54 147H55V145H54ZM131 147H133V146H131ZM144 147V146H143ZM123 148V147H122ZM121 148V149H122ZM135 150H136V147H135ZM134 150V151H135ZM176 150H177V148H176ZM191 150V149H190ZM130 151H132L131 150V148H130ZM145 151H146V149H145ZM147 151H148V149H147ZM117 152V151H116ZM135 152H138L137 150L135 151ZM141 152V150L139 151V153ZM102 153V152H101ZM129 153V152H128ZM133 153V152H132ZM150 153H151V151H150ZM125 154V153H124ZM134 154V153H133ZM128 155V154H127ZM130 155V154H129ZM137 155V154H136ZM146 155V154H145ZM144 155V156H145ZM151 155V154H150ZM121 156V155H120ZM125 156V155H124ZM123 156V157H124ZM134 156H135V154H134ZM134 156H133V158H134ZM141 156H143V155H141ZM30 157V156H29ZM129 157V156H128ZM130 157H132L131 155H130ZM138 157V156H137ZM136 157V158H137ZM142 158V157H141ZM144 158V157H143ZM105 159V158H104ZM127 159V158H126ZM125 159V157H124V160H126ZM138 159V158H137ZM136 159V160H137ZM114 160H116V158L114 159ZM117 160H118V158H117ZM128 160V159H127ZM130 160V159H129ZM138 160H140V159H138ZM137 160V161H138ZM61 161V160H60ZM112 161H113V159H112ZM131 161V160H130ZM132 161H133V159H132ZM136 161V162H137ZM142 161V160H141ZM147 161V160H146ZM7 162V161H6ZM18 162V161H17ZM109 162H111V160L109 161ZM119 162V161H118ZM125 162V161H124ZM123 162V163H124ZM134 162H135V159H134ZM135 162V163H136ZM139 162V161H138ZM143 162V161H142ZM3 163V162H2ZM11 163V162H10ZM179 162H178V164H180ZM186 163V162H185ZM1 164V163H0ZM6 164V163H5ZM8 164V163H7ZM107 164H109V163H107ZM134 164V163H133ZM140 164V163H139ZM18 165V164H17ZM123 165H125V166H123L124 167V169H123V173L125 174H127V176H129L128 174H132L133 173V170L131 169L132 167H131V165H130V163H125V164H123ZM136 165V164H135ZM6 166V165H5ZM14 166V165H13ZM8 167V166H7ZM122 167V168H123ZM136 167H138V166H136ZM121 168V167H120ZM119 168V169H120ZM13 169V168H12ZM45 169V168H44ZM135 169V168H134ZM6 170V169H5ZM10 170V169H9ZM118 170V169H117ZM132 170V171H131ZM138 170V169H137ZM120 171H121V169H120ZM203 171V170H202ZM4 172V171H3ZM122 172V171H121ZM132 172V173H131ZM44 173V172H43ZM116 173H117V171H116ZM115 173V174H116ZM191 173V172H190ZM203 173V172H202ZM13 174V173H12ZM117 174H119V175H121L120 173H119V171H118V173ZM200 174V173H199ZM94 175V174H93ZM136 175V174H135ZM150 175V176H149ZM204 175V174H203ZM2 176V175H1ZM116 176V175H115ZM124 176V178H125V175H123ZM34 177V176H33ZM130 177V176H129ZM204 177V179L203 180H205V175L203 176ZM32 178V177H31ZM45 178V177H44ZM136 178V177H135ZM207 178V177H206ZM11 179V178H10ZM14 179V178H13ZM17 179V178H16ZM49 179V178H48ZM96 179V178H95ZM196 179H197V177H196ZM201 179H202V177H201ZM114 180H116L117 182H116V185H114L115 184V181ZM126 180H127V178H126ZM129 180H130V178H129ZM26 181V180H25ZM38 181V180H37ZM42 181V180H41ZM113 181H114V183H113ZM128 181V180H127ZM133 181V180H132ZM111 182V183H110ZM129 182V181H128ZM128 182H126V184L128 183ZM196 182V181H195ZM47 183V182H46ZM122 183V182H121ZM49 184V183H48ZM130 184V183H129ZM128 184V185H129ZM132 185H133V183H131ZM197 184V183H196ZM220 184V183H219ZM122 185H124L123 183H122ZM107 186H109L108 188H109V190L107 189ZM130 186V185H129ZM218 186V185H217ZM122 187V186H121ZM220 187V186H219ZM125 188H127V187H125ZM212 188H213V186H212ZM214 188H215V186H214ZM217 188V187H216ZM216 188H215V191H216ZM221 188V187H220ZM38 189V188H37ZM124 189V188H123ZM135 189V188H134ZM133 189V190H134ZM199 190H201V187L200 188H198ZM223 189V188H222ZM119 190H120V188H119ZM125 190V189H124ZM132 190V189H131ZM204 190V189H203ZM118 191V190H117ZM123 191V190H122ZM20 192V191H19ZM31 192V191H30ZM127 192H128V190H127ZM137 192V191H136ZM233 192V191H232ZM235 192V191H234ZM239 192V191H238ZM245 192V191H244ZM38 193V192H37ZM36 193V194H37ZM217 193V192H216ZM21 194H23V193H21ZM205 194V193H204ZM218 194V193H217ZM9 195V194H8ZM13 196V195H12ZM37 195H35V193H28V194H23V196H20L21 198H23V202H24V199H26V201H29V203L30 204H33L36 208H35V211H36V213L38 212V214H40V215H42L41 213H42V209L41 208H39V206H38V202H37V200L39 199H37V197H36ZM122 196V195H121ZM138 196V195H137ZM136 196V197H137ZM210 196V195H209ZM237 196V195H236ZM244 196H246V195H244ZM7 197V196H6ZM17 197V196H16ZM117 197V198H118ZM135 197V196H134ZM220 197V196H219ZM223 197H224V195H223ZM233 197V196H232ZM235 197V196H234ZM117 198H116V200H117ZM121 198V197H120ZM119 198V199H120ZM128 199V196H125V199ZM221 198V197H220ZM241 198V197H240ZM8 199V198H7ZM2 199V200H0V256L1 257H3L4 258V256L7 258L8 256H10V253L13 251L12 250V248H11V243L13 242V241H15V237L17 236V235H20L22 232H23V229H22V221L23 220H25L26 219V217L28 216V213L29 212H31L30 211V207H29V209L27 208V209H25L24 207H22V206H20V208H19V204H22V200H20L19 198H15V196L14 197H11V199ZM118 199V200H119ZM122 200H123V198H121ZM120 199V200H121ZM133 199V198H132ZM132 199H131V201H132ZM137 199V198H136ZM203 199V198H202ZM221 199H223V198H221ZM242 199H243V197H242ZM248 199V198H247ZM3 200H4V202H3ZM43 200V199H42ZM235 200V199H234ZM237 200V199H236ZM90 201H91V199H90ZM130 201V200H129ZM130 201V202H131ZM203 201V200H202ZM95 202H96V199H95ZM126 202V201H125ZM133 202H134V200H133ZM229 202V201H228ZM237 202H238V200H237ZM246 202V201H245ZM28 203V204H29ZM127 203V202H126ZM240 203V202H239ZM244 203V202H243ZM25 204V203H24ZM122 204V203H121ZM125 204V203H124ZM124 204H123V206H124ZM129 204V203H128ZM131 204H132V202H131ZM130 204V205H131ZM140 204V203H139ZM231 204V203H230ZM245 204V203H244ZM26 205V204H25ZM217 205V204H216ZM241 205V204H240ZM243 205V204H242ZM92 206V205H91ZM91 206H90V208H91ZM110 206V207H111ZM136 206V205H135ZM135 206H133L134 208H135ZM140 206V205H139ZM214 206V205H213ZM32 207L33 206H31V209H32ZM93 208H94V206H92ZM110 207H108V208H110ZM127 207V206H126ZM243 207V206H242ZM133 208V209H134ZM216 208V207H215ZM237 208H238V206H237ZM63 209V208H62ZM92 209V208H91ZM107 209V208H106ZM126 209V208H125ZM222 209V208H221ZM221 209H220V214H221ZM244 209V208H243ZM250 209V208H249ZM118 210V209H117ZM124 210V209H123ZM216 210V209H215ZM231 210V209H230ZM234 210V209H233ZM240 210H242V209H240ZM115 211V210H114ZM214 211V210H213ZM219 211V210H218ZM223 211V210H222ZM257 211V210H256ZM91 212V211H90ZM108 212V211H107ZM124 212V211H123ZM130 212V211H129ZM132 212V211H131ZM144 212V211H143ZM34 213V212H33ZM87 213V212H86ZM111 213V212H110ZM253 213V212H252ZM108 214V213H107ZM145 214V213H144ZM147 214V213H146ZM242 214V213H241ZM257 214V213H256ZM105 215H106V213H105ZM111 215H113V214H111ZM118 215V214H117ZM120 215V214H119ZM122 215V214H121ZM124 215V214H123ZM127 215H128V213H127ZM126 215V216H127ZM114 216V215H113ZM129 216V215H128ZM135 216V215H134ZM137 216V215H136ZM150 216V215H149ZM226 216V215H225ZM252 216V215H251ZM147 217L148 216H146V219H147ZM151 217V218H152ZM212 217V216H211ZM237 217V216H236ZM244 217V216H243ZM248 217V216H247ZM246 217V218H247ZM105 218V217H104ZM113 218V217H112ZM125 218V217H124ZM123 218V219H124ZM134 218V217H133ZM141 218H143V217H141ZM140 218V219H141ZM253 218V217H252ZM55 219V218H54ZM118 219V218H117ZM148 219H150V218H148ZM154 219V220H155ZM216 219V218H215ZM223 219V218H222ZM104 220V219H103ZM120 220V219H119ZM122 220V219H121ZM125 220H126V218H125ZM139 220V219H138ZM153 220V221H154ZM242 220V219H241ZM246 220V219H245ZM250 220V219H249ZM114 221V220H113ZM129 221H131L130 219H129ZM150 221V220H149ZM87 222V221H86ZM108 222V221H107ZM116 222V221H115ZM123 222V221H122ZM121 222V223H122ZM128 222V221H127ZM126 222V223H127ZM140 223L139 224H141V222L142 221H139ZM145 222H147V223H149L148 221H145ZM230 222V221H229ZM104 223V222H103ZM109 223V222H108ZM125 223V222H124ZM131 223L132 222H130V225H131ZM101 224V225H100ZM112 224V223H111ZM127 224H129V222L127 223ZM127 224H125V225H127ZM133 224H135L136 225V222L135 223H133ZM251 224V223H250ZM254 224V223H253ZM256 224H257V222H256ZM107 225V224H106ZM114 225V224H113ZM144 226H145V223L143 224ZM154 225V224H153ZM230 225V224H229ZM252 225V224H251ZM250 225V226H251ZM111 226V225H110ZM137 226V225H136ZM155 226V225H154ZM105 227V226H104ZM107 227V226H106ZM119 227V226H118ZM121 227V226H120ZM128 227V226H127ZM126 227V228H127ZM131 227V226H130ZM130 227H128L129 228V230H130ZM147 227V226H146ZM107 228H109V227H107ZM106 228V229H107ZM122 228V227H121ZM132 228V227H131ZM134 228V227H133ZM150 228H152V227H149L148 226V228L147 229H150ZM252 228V227H251ZM124 229H125V227H124ZM136 229V228H135ZM138 229V228H137ZM139 229H140V227H139ZM139 229H138V231H139ZM142 229V230H141ZM140 229V231H141V233H142V231H143V227ZM154 229V228H153ZM152 229V230H153ZM110 230H111V228H110ZM114 230V229H113ZM123 230V229H122ZM126 230V229H125ZM134 230V229H133ZM103 231V230H102ZM104 231H106V230H104ZM135 231V230H134ZM112 232V231H111ZM115 232V231H114ZM119 232V231H118ZM97 233V234H96ZM131 233H132V231H131ZM140 233V235H142ZM254 233H256V232H254ZM114 234V233H113ZM133 234V233H132ZM138 234V233H137ZM144 234H146L145 232H144ZM225 234V233H224ZM257 234V233H256ZM91 235V236H92ZM110 235V234H109ZM118 235V234H117ZM129 236H130V234H128ZM93 236V237H94ZM106 236V235H105ZM111 236V235H110ZM114 236V235H113ZM119 236V235H118ZM127 236V235H126ZM235 236V235H234ZM239 236V235H238ZM26 237V236H25ZM120 237H122V236H120ZM125 237V236H124ZM140 237V236H139ZM99 238V239H98ZM117 238V237H116ZM116 238H115V240H116ZM127 238H129V237H127ZM136 238V237H135ZM141 238V237H140ZM247 238V237H246ZM23 239V238H22ZM27 239V238H26ZM25 239V240H26ZM102 239V238H101ZM104 239H105V237H104ZM108 239V238H107ZM139 239V238H138ZM245 239V238H244ZM24 240V239H23ZM84 241H85V239H83ZM88 240V239H87ZM90 240V239H89ZM88 240V241H89ZM93 240V239H92ZM121 240V239H120ZM123 240V239H122ZM126 240V239H125ZM131 240V239H130ZM137 240V239H136ZM222 240V239H221ZM243 240V239H242ZM18 241V240H17ZM27 241V240H26ZM83 241V242H84ZM87 241V242H88ZM104 242V241H103ZM102 242V243H103ZM121 242H123V241H121ZM134 242H136V241H134ZM223 241H221V243H222ZM24 243V242H23ZM79 243V242H78ZM92 243V242H91ZM138 243V242H137ZM225 243V242H224ZM13 244V243H12ZM25 244H27V242L25 243ZM76 244V243H75ZM123 244V243H122ZM131 244H132V242H131ZM139 244V243H138ZM231 244V243H230ZM28 245V244H27ZM94 245V244H93ZM132 245H134V244H132ZM224 245V244H223ZM239 245V244H238ZM248 245V244H247ZM73 246V245H72ZM86 246H87V244H86ZM140 246V245H139ZM16 247V246H15ZM74 247V246H73ZM76 247V246H75ZM74 247V248H75ZM137 246H135L134 245V248H136ZM241 247H244V246H241ZM90 248V247H89ZM227 248H228V246H227ZM13 249H16V248H13ZM95 249V248H94ZM133 249V248H132ZM229 249V248H228ZM243 249V248H242ZM249 249V248H248ZM84 250V249H83ZM88 250V249H87ZM131 250V249H130ZM16 251V250H15ZM80 251H81V248H80ZM80 251H78L77 249H76V252H80ZM133 251H136V250H133ZM228 251V250H227ZM226 251V252H227ZM71 252H73V251H71ZM85 252V251H84ZM83 252V253H84ZM91 252H92V250H91ZM70 253V252H69ZM75 253V252H74ZM82 253V254H83ZM87 253V252H86ZM71 254V253H70ZM76 254V253H75ZM88 254V253H87ZM137 254V255H136ZM73 255V254H72ZM77 255V254H76ZM232 256H234V254L232 255ZM231 256V257H232ZM238 256V255H237ZM247 256V255H246ZM245 256V257H246ZM74 257V256H73ZM86 257H88V256H86ZM90 257V256H89ZM228 257H229V255H228ZM9 258V257H8ZM85 258V257H84ZM235 258V257H234ZM238 258V262H239V257H237ZM5 259V258H4ZM69 259V258H68ZM72 258H70V260H71ZM233 259V258H232ZM245 259V258H244ZM247 259V258H246ZM11 260V259H10ZM73 260V259H72ZM76 260L77 261H73V262H71L72 264L74 263V264H83V261H82V257H81V254L80 253H78V255L76 256ZM241 260V259H240ZM6 261V260H5ZM244 261V260H243ZM70 262V261H69ZM77 262V263H76ZM86 262V261H85ZM92 262V261H91ZM232 262V261H231ZM233 262H235L234 260H233ZM232 262V263H233ZM246 262V261H245ZM88 263V262H87ZM241 263V262H240ZM244 263V262H243ZM70 264V263H69ZM93 264V263H92ZM230 264V263H229ZM245 264V263H244ZM251 264V263H250Z\"/></svg>", "mask_w": 264, "mask_h": 264}]
</instances>
